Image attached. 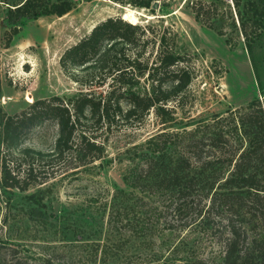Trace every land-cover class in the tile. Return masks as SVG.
I'll use <instances>...</instances> for the list:
<instances>
[{
    "label": "rangeland",
    "instance_id": "1",
    "mask_svg": "<svg viewBox=\"0 0 264 264\" xmlns=\"http://www.w3.org/2000/svg\"><path fill=\"white\" fill-rule=\"evenodd\" d=\"M254 1L264 7V0ZM187 3L158 0L157 8L151 5V11L113 0H77L63 15L23 20L10 44L1 46L0 108L6 113L20 111L35 98L59 96L67 100L89 92L102 99L113 88L117 89L114 96L120 110L115 108L113 97L109 109L114 113L112 122L101 119L91 123L85 111L83 119L90 132L103 143L100 158L76 171L65 170L27 191L0 189V264H7L13 252L30 261L52 257L58 262L81 264L88 258L83 263L87 264L94 259L89 250L95 244L99 245L96 264L103 249L104 264H193L197 259L204 264H224L218 219L201 218L196 207L181 211L169 208L167 193L156 189L150 178L140 177L136 185L131 183L133 173L149 158L163 160L165 165L185 154L182 145L187 131L201 130L203 121L226 116L264 93V33L247 49L224 12L220 11L223 18L217 23V27L223 24L224 33L219 34L197 22ZM218 3L222 9L231 6L230 0ZM123 7L147 14L143 17L137 13L135 23L150 24L154 32L148 33L153 39L146 41L138 31L131 36L132 45L116 42L115 50L121 47L116 65L131 69L128 56L132 58L133 46L144 47L140 58H148L150 65L158 47L157 34L169 36L170 29L176 32V50L186 55L193 71L190 83L179 94L180 107L173 117L163 114L164 123L152 109L139 122L124 115V87L111 77L104 78L106 71L99 69L102 62L97 55L69 69L60 64V56L68 47L99 21L121 16ZM5 9L6 3L1 2L0 17ZM137 80L132 87L135 91L149 85L146 74ZM258 84L263 91H258ZM171 85L167 82L164 86ZM172 103L168 101L166 106ZM57 131L56 123L46 120L31 128L17 147L48 152L54 147ZM33 192L37 195H30ZM200 199L203 203L202 191L195 198ZM113 209L124 212L116 222L109 216Z\"/></svg>",
    "mask_w": 264,
    "mask_h": 264
},
{
    "label": "trees",
    "instance_id": "2",
    "mask_svg": "<svg viewBox=\"0 0 264 264\" xmlns=\"http://www.w3.org/2000/svg\"><path fill=\"white\" fill-rule=\"evenodd\" d=\"M113 1L151 8L155 0ZM1 2L6 3V9L4 16L0 17V48L10 44L23 20L50 14L63 15L75 6L77 0ZM187 2L194 19L219 34L224 33L223 24L217 27L219 17L223 18L220 11L224 12V17L242 36L247 49L264 33V7L258 6L254 0H230L231 6L226 5L223 9L218 2L224 3V0ZM138 31L145 35L146 41L153 39L148 37L150 31L154 32L150 24L142 26L121 16H109L68 47L60 56V64L69 69L83 65L97 55V60L102 62L99 69L106 71L104 78L111 77L113 82L124 87V91L121 89V98L126 101L124 115L139 122L152 109L164 123L163 114L169 113L173 117L180 107L179 94L190 83L193 71L186 55L176 50V32L170 29L169 36L165 32L157 34L158 47L150 65L148 58H140L145 51L143 46H133L135 52L132 58L128 56L131 69L128 65L123 68L116 65V60L121 59V47L115 50V43L122 41L132 45L131 36ZM145 74L149 85L135 91L132 87L137 84V78ZM167 82L172 83L171 88H165ZM257 88L259 92L263 91L260 84ZM116 90L113 88L102 99H95L89 92L67 100L59 96L35 98L13 114L0 108V189L27 191L47 183L65 170L76 171L79 166L100 158L103 143L90 132L83 118L87 110L91 123L101 119L112 122L114 113L110 114L109 109L113 97L115 108L120 110L118 97L114 96ZM261 95L228 111L226 116L203 121L199 126L201 130L185 131L182 145L185 154L166 161L165 165L161 164L163 160L149 158L133 173L131 182L136 185L140 177L150 178L156 189L167 193L169 208L181 211L196 207L201 218L218 219L224 264H264V93ZM168 101L174 103L166 106ZM46 120L54 121L58 129L53 149L42 152L31 147H17L31 128ZM198 191L203 192V203L201 199L195 200ZM9 200L7 196L5 203L8 204ZM123 214L119 209L109 212L113 222ZM98 248V244L90 248L89 253L94 259L87 264L97 263ZM105 262L106 249H103L98 263ZM7 264L67 263L52 257L30 261L13 252ZM193 264L204 262L197 259Z\"/></svg>",
    "mask_w": 264,
    "mask_h": 264
},
{
    "label": "bare ground",
    "instance_id": "3",
    "mask_svg": "<svg viewBox=\"0 0 264 264\" xmlns=\"http://www.w3.org/2000/svg\"><path fill=\"white\" fill-rule=\"evenodd\" d=\"M140 14V13H139ZM123 19L130 21L131 23H135L138 21V14L135 10L131 8H126L123 13L121 14Z\"/></svg>",
    "mask_w": 264,
    "mask_h": 264
},
{
    "label": "water",
    "instance_id": "4",
    "mask_svg": "<svg viewBox=\"0 0 264 264\" xmlns=\"http://www.w3.org/2000/svg\"><path fill=\"white\" fill-rule=\"evenodd\" d=\"M158 6V1L155 0L153 3H152V8H157ZM123 9H125V7H123ZM137 13H140V15H142L143 17H147V14L139 11V10H135Z\"/></svg>",
    "mask_w": 264,
    "mask_h": 264
}]
</instances>
